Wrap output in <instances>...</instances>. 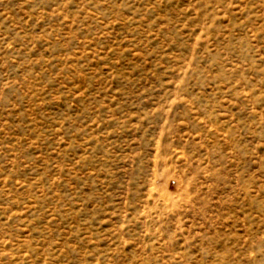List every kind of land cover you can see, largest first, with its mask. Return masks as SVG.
<instances>
[{
    "label": "rangeland",
    "instance_id": "1",
    "mask_svg": "<svg viewBox=\"0 0 264 264\" xmlns=\"http://www.w3.org/2000/svg\"><path fill=\"white\" fill-rule=\"evenodd\" d=\"M0 264H264V0H0Z\"/></svg>",
    "mask_w": 264,
    "mask_h": 264
}]
</instances>
